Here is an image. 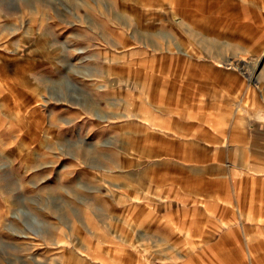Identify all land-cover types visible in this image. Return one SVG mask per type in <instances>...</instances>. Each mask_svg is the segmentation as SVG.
<instances>
[{
  "label": "rangeland",
  "instance_id": "374dc122",
  "mask_svg": "<svg viewBox=\"0 0 264 264\" xmlns=\"http://www.w3.org/2000/svg\"><path fill=\"white\" fill-rule=\"evenodd\" d=\"M0 64V264L129 263L120 178L176 170L154 126L264 144V0H0Z\"/></svg>",
  "mask_w": 264,
  "mask_h": 264
},
{
  "label": "crops",
  "instance_id": "0c3cea01",
  "mask_svg": "<svg viewBox=\"0 0 264 264\" xmlns=\"http://www.w3.org/2000/svg\"><path fill=\"white\" fill-rule=\"evenodd\" d=\"M184 116L177 119L195 124L153 128L175 146L153 163L168 162L176 170L138 172L117 185L121 210L139 212L136 222L127 223L134 241L127 264H264V218L257 216L264 211V192L251 188L264 184V166L249 169L264 161V144L257 152L248 145L251 129L223 125L221 114ZM216 117L219 123L209 120ZM146 236L155 242L141 238Z\"/></svg>",
  "mask_w": 264,
  "mask_h": 264
}]
</instances>
